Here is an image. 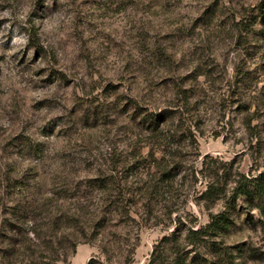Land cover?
Wrapping results in <instances>:
<instances>
[{
	"label": "rangeland",
	"instance_id": "rangeland-1",
	"mask_svg": "<svg viewBox=\"0 0 264 264\" xmlns=\"http://www.w3.org/2000/svg\"><path fill=\"white\" fill-rule=\"evenodd\" d=\"M35 175L124 191L66 264H264V0H0V264Z\"/></svg>",
	"mask_w": 264,
	"mask_h": 264
},
{
	"label": "trees",
	"instance_id": "trees-1",
	"mask_svg": "<svg viewBox=\"0 0 264 264\" xmlns=\"http://www.w3.org/2000/svg\"><path fill=\"white\" fill-rule=\"evenodd\" d=\"M150 121L153 119L151 118ZM155 123L158 124V119L155 120ZM118 180L112 176L88 179L86 186H90L91 190H83V181L73 178L71 183H74L75 187L72 191L71 188L64 189V185L70 183L64 178L61 180L63 189L53 192L50 196H44V192L37 191L40 185L46 181L45 177L35 175L33 177L34 185L29 180L20 181V186L26 184L34 190H28L26 194H23L20 205L17 206L18 209L15 208L14 213L27 221H35L36 218L40 221L38 228L36 227L34 230L37 236V243L34 245L37 246V250L31 253L29 264L68 263L69 255L76 253L78 244L94 241L114 214L129 213L130 210H124L126 206L123 205L124 200H121L124 191L114 188L116 192H111V186L120 183ZM213 189V186L210 185L206 194ZM96 191L100 195L98 203H95L96 199L94 200L97 195ZM239 192L245 193L244 190H239ZM260 192L264 198L263 189ZM19 193L22 194V192ZM68 199H75L71 203L72 207L66 206L65 201ZM222 219L225 218L213 219L207 228L214 230L226 228L227 225L221 223ZM206 229L201 228V232L207 231ZM199 231L192 230L194 234L200 233ZM36 252H39L37 256H35ZM88 264H95L93 258L89 260Z\"/></svg>",
	"mask_w": 264,
	"mask_h": 264
}]
</instances>
